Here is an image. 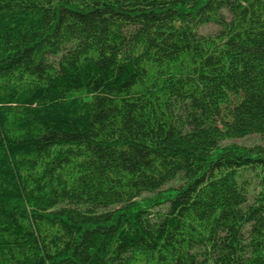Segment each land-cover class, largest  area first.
I'll list each match as a JSON object with an SVG mask.
<instances>
[{
    "label": "trees",
    "instance_id": "trees-1",
    "mask_svg": "<svg viewBox=\"0 0 264 264\" xmlns=\"http://www.w3.org/2000/svg\"><path fill=\"white\" fill-rule=\"evenodd\" d=\"M0 264H264V0H0Z\"/></svg>",
    "mask_w": 264,
    "mask_h": 264
},
{
    "label": "rangeland",
    "instance_id": "rangeland-1",
    "mask_svg": "<svg viewBox=\"0 0 264 264\" xmlns=\"http://www.w3.org/2000/svg\"><path fill=\"white\" fill-rule=\"evenodd\" d=\"M214 30H215V27L213 25L208 24V25L203 26L200 29V32L203 34H210V33L214 32ZM255 141H257V138L254 136L246 137L244 139L238 140L239 143H243L246 145H249V144L251 145V144L255 143ZM248 178L252 179V177H250V175H248ZM172 185H175V183H172Z\"/></svg>",
    "mask_w": 264,
    "mask_h": 264
}]
</instances>
